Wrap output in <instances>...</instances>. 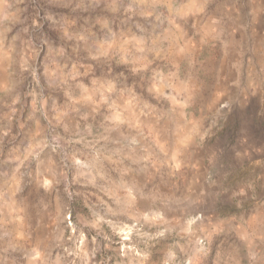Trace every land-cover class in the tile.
<instances>
[{"label":"rangeland","instance_id":"obj_1","mask_svg":"<svg viewBox=\"0 0 264 264\" xmlns=\"http://www.w3.org/2000/svg\"><path fill=\"white\" fill-rule=\"evenodd\" d=\"M0 264H264V0H0Z\"/></svg>","mask_w":264,"mask_h":264}]
</instances>
